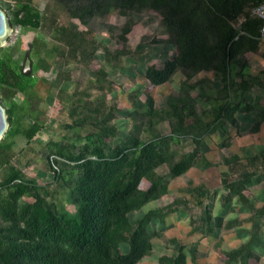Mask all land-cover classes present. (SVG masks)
Returning a JSON list of instances; mask_svg holds the SVG:
<instances>
[{"label":"rangeland","instance_id":"1","mask_svg":"<svg viewBox=\"0 0 264 264\" xmlns=\"http://www.w3.org/2000/svg\"><path fill=\"white\" fill-rule=\"evenodd\" d=\"M23 1L0 5L16 8ZM29 1L39 26H15L0 46L7 78L0 104L10 111L0 139V229L15 222L13 209L47 210L63 227L79 224L84 215L74 166L82 158L96 160L94 150L102 152L101 161L114 153L132 157L147 146L158 156L137 185L138 207L120 216L121 226L173 200L185 204L162 222L145 223L149 246L139 257L116 231L113 244L124 264H159L178 246L185 264H226L247 240L250 217L260 225V244L228 264H264V167L260 160L248 165L264 153V35L247 37L230 61L214 49L203 57L209 61L192 67L189 60L175 63L179 55L160 9H121L117 0ZM188 1L207 24L211 48L222 46L231 29L241 34L244 14L226 20L203 0ZM89 10L94 12L86 16ZM244 11L256 17L252 5ZM166 64H174L170 76L152 83L146 74ZM31 65L24 90H16L10 83ZM232 155L239 160L230 162ZM176 166L183 172L177 174ZM253 168L252 180L239 186L244 204L235 181ZM17 185L22 192L14 196ZM152 185L156 196L144 201L142 193ZM222 195L229 196L225 204Z\"/></svg>","mask_w":264,"mask_h":264},{"label":"trees","instance_id":"2","mask_svg":"<svg viewBox=\"0 0 264 264\" xmlns=\"http://www.w3.org/2000/svg\"><path fill=\"white\" fill-rule=\"evenodd\" d=\"M91 1V0H90ZM216 16L226 20L238 19L242 14L245 19L240 22L241 34L228 32L222 46L213 47L207 45L206 22L199 16L198 6L193 9L192 2L188 0H117V6L121 9L139 10L145 7L160 9L164 12V18L171 28L174 43L179 57L175 63H183L186 60L190 65L200 67L207 53L219 49L227 61H230L237 50L244 45L247 37L258 38L261 19L250 18L245 13L248 4L255 6L264 3V0H203ZM196 6V5H195ZM0 7L5 11L10 26H39V13L34 9L29 0H24L16 8ZM94 10H89L86 16L92 15ZM75 13L72 12V15ZM79 18V17H78ZM80 19H83L80 18ZM237 36V40L234 37ZM248 39V38H247ZM29 51H26L28 53ZM174 63V64H175ZM174 64H166L161 70L153 69L146 75L152 83L165 81L173 71ZM225 65V63H224ZM226 68V65H225ZM31 65L27 72L18 71L11 86L16 90H24L29 81V75L33 71ZM7 83L6 73L2 69L0 59V84ZM7 122H10V111L6 110ZM7 133V131H5ZM153 148L142 146L132 157L119 153L110 154L109 160L101 158L102 152L94 150L95 159L82 158L74 168L77 175L74 180L77 190V201L83 212L82 221L71 228L60 225L57 218L47 210L42 213L26 209L21 214L12 210L15 222L5 230L0 229V262L2 264H124V257L113 244V235L116 231L121 233V239L128 244L129 253L141 256L148 249V235L144 225L152 218L160 222L164 217L185 204L181 200H173L165 209L158 211L149 210L133 223L122 227L120 216L128 210L137 208L133 198L137 192V185L151 168L158 154ZM238 155H232L229 161H238ZM260 160L259 165L264 167V153L255 155L248 160V165ZM256 167V165H254ZM178 170L179 166H176ZM175 170V171H176ZM184 167L177 171L183 172ZM256 169L242 170L237 177V186L234 192L238 194L240 202L246 204L244 194L240 191L241 185L249 183L256 174ZM240 186V187H239ZM20 185L14 187V196L21 194ZM155 189L150 186L142 193L144 201L154 198ZM229 196L222 195L221 203L228 202ZM261 209L264 210V204ZM252 207V211H255ZM251 231L242 246L234 251L228 258V264L234 258H245L243 252L253 245H259L257 237L259 224L250 217ZM218 218H216L217 220ZM193 221V219H191ZM202 221L208 223L209 216L202 217ZM208 233L212 231L208 225ZM193 258V255H192ZM159 264H185V254L182 246H178L176 254L159 258Z\"/></svg>","mask_w":264,"mask_h":264},{"label":"water","instance_id":"3","mask_svg":"<svg viewBox=\"0 0 264 264\" xmlns=\"http://www.w3.org/2000/svg\"><path fill=\"white\" fill-rule=\"evenodd\" d=\"M12 27L10 26L8 17L5 11L0 7V46H2L11 32ZM7 115L4 107L0 104V139L4 135L7 128Z\"/></svg>","mask_w":264,"mask_h":264},{"label":"built area","instance_id":"4","mask_svg":"<svg viewBox=\"0 0 264 264\" xmlns=\"http://www.w3.org/2000/svg\"><path fill=\"white\" fill-rule=\"evenodd\" d=\"M253 13L256 14V17L261 19V25L259 27V35H264V3L257 4L253 6Z\"/></svg>","mask_w":264,"mask_h":264}]
</instances>
